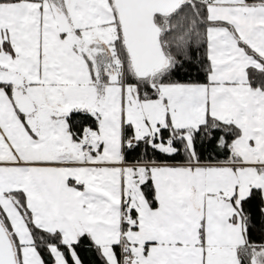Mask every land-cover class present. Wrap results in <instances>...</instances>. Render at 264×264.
Here are the masks:
<instances>
[{
	"label": "snow or ice",
	"instance_id": "6c2138e0",
	"mask_svg": "<svg viewBox=\"0 0 264 264\" xmlns=\"http://www.w3.org/2000/svg\"><path fill=\"white\" fill-rule=\"evenodd\" d=\"M0 264H264V0H0Z\"/></svg>",
	"mask_w": 264,
	"mask_h": 264
}]
</instances>
